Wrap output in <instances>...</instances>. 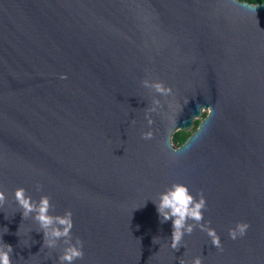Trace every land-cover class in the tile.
<instances>
[{"label": "water", "instance_id": "obj_1", "mask_svg": "<svg viewBox=\"0 0 264 264\" xmlns=\"http://www.w3.org/2000/svg\"><path fill=\"white\" fill-rule=\"evenodd\" d=\"M173 183L203 193L222 250L199 226L170 247L153 201ZM17 187L71 211L74 264H264V1L0 0V247L58 264Z\"/></svg>", "mask_w": 264, "mask_h": 264}, {"label": "clouds", "instance_id": "obj_2", "mask_svg": "<svg viewBox=\"0 0 264 264\" xmlns=\"http://www.w3.org/2000/svg\"><path fill=\"white\" fill-rule=\"evenodd\" d=\"M62 79L66 78L64 76ZM142 85L145 88L154 90L161 96L171 95V89L165 87L161 82H152L143 80ZM163 105L159 99L154 98L152 107L148 109V113L156 112ZM146 113V119L151 124L150 115ZM144 139H151V132L143 134ZM39 185L37 190H39ZM16 204L22 209V218L29 216L39 225L40 231L43 233V246L49 249H56L58 241H63L64 247L57 257L58 264H74V261L83 259V242L79 237H76L73 242L72 237V213L70 210L65 211L63 215L50 214V210L54 206L50 203L49 197L41 195L38 202L33 200L29 195H26V190L23 187H17L13 193ZM156 205V210L161 218V223L168 220L172 221V233L170 238V247L173 250H179L184 246L182 241L184 236L191 235L194 228L199 226L202 231H206L210 237L212 246L218 250H222V244L215 230L206 227L201 221L204 219V211L207 210L206 200L203 193H198V199L195 198L186 185L173 183L159 194L158 200L153 201ZM6 203L5 192L0 190V206ZM194 221L195 223H189ZM249 225L246 222H239L234 228L229 229V238L236 240L246 235ZM13 249L10 245L4 244L0 247V264H12L10 254ZM179 264H202L200 257H193L190 261H185L180 258Z\"/></svg>", "mask_w": 264, "mask_h": 264}, {"label": "trees", "instance_id": "obj_3", "mask_svg": "<svg viewBox=\"0 0 264 264\" xmlns=\"http://www.w3.org/2000/svg\"><path fill=\"white\" fill-rule=\"evenodd\" d=\"M246 1L262 2L264 0H246ZM204 115H202V116H204ZM197 123H198V121L194 122V126L192 128L193 130L196 129ZM190 132L191 131L185 132V131H182V130L175 132L174 135H173V138H172L173 144L176 147H179L180 145H182L183 142L185 141V139L190 135Z\"/></svg>", "mask_w": 264, "mask_h": 264}, {"label": "rangeland", "instance_id": "obj_4", "mask_svg": "<svg viewBox=\"0 0 264 264\" xmlns=\"http://www.w3.org/2000/svg\"><path fill=\"white\" fill-rule=\"evenodd\" d=\"M206 114V110L202 112V115ZM195 121H199V118H196ZM173 143V142H172ZM174 145V144H173ZM175 146V145H174Z\"/></svg>", "mask_w": 264, "mask_h": 264}, {"label": "flooded vegetation", "instance_id": "obj_5", "mask_svg": "<svg viewBox=\"0 0 264 264\" xmlns=\"http://www.w3.org/2000/svg\"><path fill=\"white\" fill-rule=\"evenodd\" d=\"M198 122H199V121H198ZM197 124H198V123H197ZM190 131L192 132V131H193V129H191ZM191 132H190V133H191Z\"/></svg>", "mask_w": 264, "mask_h": 264}]
</instances>
